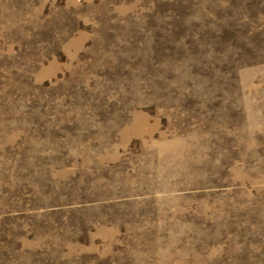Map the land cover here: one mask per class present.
Wrapping results in <instances>:
<instances>
[{
    "label": "rangeland",
    "instance_id": "374dc122",
    "mask_svg": "<svg viewBox=\"0 0 264 264\" xmlns=\"http://www.w3.org/2000/svg\"><path fill=\"white\" fill-rule=\"evenodd\" d=\"M0 264H264V0H0Z\"/></svg>",
    "mask_w": 264,
    "mask_h": 264
}]
</instances>
